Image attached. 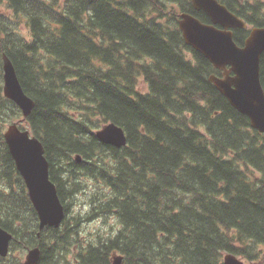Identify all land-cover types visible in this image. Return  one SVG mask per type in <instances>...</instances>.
Masks as SVG:
<instances>
[{
    "label": "trees",
    "instance_id": "16d2710c",
    "mask_svg": "<svg viewBox=\"0 0 264 264\" xmlns=\"http://www.w3.org/2000/svg\"><path fill=\"white\" fill-rule=\"evenodd\" d=\"M219 1L264 25L263 0ZM182 11L209 22L191 0H0V226L10 252L38 245L37 264H110L114 252L122 264H223L227 251L264 264V137L208 80L221 72L184 42ZM247 33L234 28L233 39L242 45ZM4 53L35 102L25 125L66 214L39 236L3 137L22 118L2 95ZM259 67L264 89V52ZM108 122L125 146L96 138ZM80 192L84 220L64 201ZM111 214L115 234L81 242V221ZM10 252L0 264H22Z\"/></svg>",
    "mask_w": 264,
    "mask_h": 264
},
{
    "label": "water",
    "instance_id": "95a60500",
    "mask_svg": "<svg viewBox=\"0 0 264 264\" xmlns=\"http://www.w3.org/2000/svg\"><path fill=\"white\" fill-rule=\"evenodd\" d=\"M192 7L203 11L209 22L201 21L188 12L178 14V27L184 42L200 52L220 75L210 74L208 80L227 99L230 105L249 118L252 128L264 135V89L260 80V58L264 52V25L249 27L242 45L233 39L234 28H247L248 23L229 10L219 0H191ZM2 94L20 109L22 118L6 125L3 133L16 170L25 184L28 197L38 217V234L44 227H59L65 209L56 185L50 179L49 162L42 142L21 121L31 113L35 102L25 93L14 65L6 53L2 54ZM102 143L120 148L127 144L123 128L108 122L95 131ZM80 161L81 156L75 155ZM12 233L0 226V256L9 253ZM38 245L26 249L23 264H37ZM123 255L114 252L111 264H122ZM224 264H243L236 255L226 253Z\"/></svg>",
    "mask_w": 264,
    "mask_h": 264
},
{
    "label": "rangeland",
    "instance_id": "374dc122",
    "mask_svg": "<svg viewBox=\"0 0 264 264\" xmlns=\"http://www.w3.org/2000/svg\"><path fill=\"white\" fill-rule=\"evenodd\" d=\"M20 28H21V31L25 35H27V30L21 26ZM143 87L145 88V86ZM22 126L27 128L25 123L22 124ZM254 173H256V176L259 175L256 171H254ZM84 183H89L88 187L91 186V182H88V179H84ZM64 201L69 204L68 216L79 215L84 220V216L86 212L88 211L89 207H88V204L86 203V196L83 192H80L75 195H70ZM78 228H79V238L82 243H85L87 241H93L94 238L97 236V234L99 235L115 234V232L119 229V223L116 217L111 214L107 218L98 217V218H94L91 220L81 221L80 226L78 225ZM103 237H107V236H103ZM258 249H260V251H264V246ZM25 252H26V249H23V250L13 249L10 252V254L15 257H21V260H24ZM238 258L243 261V264H254L240 256H238Z\"/></svg>",
    "mask_w": 264,
    "mask_h": 264
},
{
    "label": "flooded vegetation",
    "instance_id": "af4514ba",
    "mask_svg": "<svg viewBox=\"0 0 264 264\" xmlns=\"http://www.w3.org/2000/svg\"><path fill=\"white\" fill-rule=\"evenodd\" d=\"M244 20H245V19H244ZM250 26L253 27V26H255V25L250 23ZM251 27H250V28H251ZM242 29H244V28H242ZM245 29H247V31H248V33H249V28H245ZM248 33H247V35H248Z\"/></svg>",
    "mask_w": 264,
    "mask_h": 264
},
{
    "label": "bare ground",
    "instance_id": "6f19581e",
    "mask_svg": "<svg viewBox=\"0 0 264 264\" xmlns=\"http://www.w3.org/2000/svg\"><path fill=\"white\" fill-rule=\"evenodd\" d=\"M37 235L39 236L38 232H37Z\"/></svg>",
    "mask_w": 264,
    "mask_h": 264
}]
</instances>
